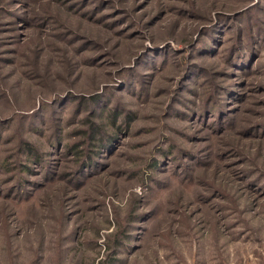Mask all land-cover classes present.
<instances>
[{
  "label": "rangeland",
  "instance_id": "obj_1",
  "mask_svg": "<svg viewBox=\"0 0 264 264\" xmlns=\"http://www.w3.org/2000/svg\"><path fill=\"white\" fill-rule=\"evenodd\" d=\"M0 264H264V0H0Z\"/></svg>",
  "mask_w": 264,
  "mask_h": 264
}]
</instances>
